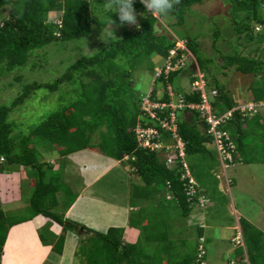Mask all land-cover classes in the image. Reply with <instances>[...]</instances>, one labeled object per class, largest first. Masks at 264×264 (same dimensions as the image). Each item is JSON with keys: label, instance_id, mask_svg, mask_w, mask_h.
Listing matches in <instances>:
<instances>
[{"label": "trees", "instance_id": "16d2710c", "mask_svg": "<svg viewBox=\"0 0 264 264\" xmlns=\"http://www.w3.org/2000/svg\"><path fill=\"white\" fill-rule=\"evenodd\" d=\"M203 1L181 0L168 14L172 21L165 27L145 9L140 0H134L133 7L139 28L135 26L129 29L123 25L119 36H109L101 42L100 49L80 55L51 83H22L21 92L9 103L0 105V157L3 158L0 162V173L17 171L21 181L28 182L32 187L24 215L4 210L0 201V264L8 234L11 232L10 235H13L16 225L37 215L61 226V232L57 236L48 230L49 223L37 228L40 242L50 245L57 253L63 251L66 231L73 230L77 225L76 221L66 218L65 211L77 194L65 183L56 181L60 173L66 174L68 168L71 169L74 164L68 159V155L86 149H95L119 160L129 166V171L138 177L140 183L131 192V200L135 201H130L132 206H137V214H130L128 217V225L138 229V234L131 241V238L124 237L123 227L110 226L105 232H99L85 225H78L89 230L91 234L87 238L78 239L74 264H207L205 251L199 255L200 246L204 249L203 243L207 240L203 226L197 225V235L191 249L183 248L185 242L182 241L180 246L173 245L177 241L174 243L170 236L173 229L167 219H157L153 214L149 220L143 213L145 208L141 201L158 199L157 210L165 211L168 218L171 217L168 216L169 208H172L177 210L179 217L188 220L190 214L194 213L197 197L200 193H207L203 188L207 170L197 168L194 156L199 155L195 156L197 160L200 157L207 160L208 155L214 158L206 146L207 143H212V136L206 131L208 123L197 109L175 110L177 133L185 144V161L195 180L196 194L189 195L187 193L191 184L188 182L189 177L182 178L184 169L181 161L177 160L174 167H168L161 151L138 145L135 132L137 125L152 126L158 120L151 118L142 106L147 92L133 94L128 79L132 70L143 61L150 63L153 73L156 68L154 58L163 60L169 49L175 45L176 38H179L193 53L198 67L204 72L206 90H217L212 102L216 111L220 113L238 104L225 85L213 76L210 69L213 58L206 56L200 49L199 34H203L204 28L211 32L205 34L213 43L220 38L226 40L228 36H222L221 27L214 19L212 26L206 27L212 20L207 16H203V23L198 25L199 31H191L186 24L189 15L187 13L191 11V7ZM225 1L230 5L228 17L225 18L228 26L225 28L232 30L231 36L235 35L237 40L253 41L254 45L246 54L238 47L229 52H220V66L233 67L254 77L246 95L249 101L257 105L256 113L250 114L251 116L235 109L232 117L221 128L229 132L230 139L235 144L232 162L250 163L254 158L243 155V149L248 144L246 135L253 132L256 133V138H261L264 134V122L261 123L257 111L259 105H264V0ZM96 2L99 7L92 6L89 0H0V7L9 6L7 14L0 18V74L6 75L14 70L20 72L30 57L50 42L85 38L95 27L105 28L110 17L119 22L115 13L105 10L106 0ZM50 12L56 13L52 19ZM158 22L164 27L163 33L156 27ZM170 29L175 33L174 36L170 34ZM175 60L176 57L173 58ZM119 64L123 67L120 68ZM34 66L32 63L31 67ZM179 76L180 71L170 72L165 79L163 75L157 77L154 83L157 87H153L151 98L170 102L166 89L170 84L175 95L182 94L188 102H199L198 92H183L179 83L177 84ZM21 77L18 74L15 78L20 81ZM63 82L75 84L73 89L75 88L77 97L61 104L27 132L18 129L16 121L10 115L13 107L21 105L40 85L52 91ZM160 86L163 96L157 97ZM186 111H189V115L182 116L183 113H188ZM169 112L170 108L165 107L158 112V116L168 117ZM157 128L164 140L167 137L163 142L172 143L169 139H174L170 132L161 127ZM94 136L97 141H93ZM41 141H50L49 145L55 149L56 157L53 160L51 157H44V151L38 147ZM262 148L264 149V144ZM125 155L128 159L124 160ZM66 161L69 163L66 164ZM75 168L78 172V165ZM210 168L211 166L208 167ZM58 192H65L60 193L62 199H58ZM239 227L240 241H237L233 251V264H264V231L244 217L239 218ZM46 233L55 236V242L49 240ZM142 240L152 243L155 248L143 250L140 245Z\"/></svg>", "mask_w": 264, "mask_h": 264}, {"label": "rangeland", "instance_id": "374dc122", "mask_svg": "<svg viewBox=\"0 0 264 264\" xmlns=\"http://www.w3.org/2000/svg\"><path fill=\"white\" fill-rule=\"evenodd\" d=\"M89 1L92 6L99 7L96 0ZM229 7V3L225 0H204L202 3L191 7V11L187 13L189 15L186 19V24L189 25L191 31H199V28H197L198 25L203 23V16H207L212 20L206 24V27L212 26L211 23H213V19L220 25L222 36H228V39L224 40V38H220L213 43V40L205 34L211 32L204 28L203 34H199V41L201 42L200 49L206 56L213 58L210 64L213 76L225 85V88L228 89L235 101L237 103L244 101L248 102L246 95L247 89L254 77L250 74H243L233 67L222 68L220 66L221 59L218 56L220 52H229L232 51L234 47H238L242 53L246 54L254 45L253 41L237 40L235 35L231 36L232 30L225 28L228 26L225 18L228 17ZM8 9V5L0 7V18L7 14ZM49 14L50 19L54 18L56 15L55 12H50ZM157 18L165 27L172 21L170 15ZM159 22L156 23V27L159 29L158 31L160 33H163L164 27L160 25ZM125 25L129 29L135 27L134 25ZM121 28L122 27H119L115 30V36L121 34ZM104 29L105 28L97 29L95 27L90 35L79 40L76 39L75 41L58 40L50 42L41 50H37L38 53L30 57L27 65L20 72L14 70L6 75L0 74V105L9 103L10 100L19 94L21 92L22 83L34 81L39 83H51L80 55L93 53L100 49L101 42L109 37ZM200 29L202 31V28ZM171 30L172 29L169 31ZM223 30L226 31L224 32ZM170 34L174 36L175 33L171 31ZM154 59L156 61V67H160L163 60ZM32 63L35 64L34 67H31ZM119 67L122 68L123 66L119 64ZM18 74L22 75L20 81H17L15 78L18 77ZM185 76L187 75L185 74ZM128 79L129 84L132 86V93L136 95H141L146 92L152 94L153 87H157V85L152 83L154 72L152 73L150 63L147 61L138 64L135 69L132 70L131 77L129 76ZM178 83L184 90L190 87L189 81L185 77L180 78L179 76L177 79V84ZM73 86H75L74 83L63 82L56 90L52 91L44 85H40V87L36 88L26 97L21 105H16L10 111L11 118L16 121L18 129L27 132L31 127L49 116V114L55 111L61 104L75 99L77 96ZM156 96H163V89L161 86ZM257 111L260 121L263 123L264 105H259ZM253 113H256V111ZM188 115L189 113H183L182 116L187 117ZM255 134L256 133L253 134V132H251L249 135H246L248 144L245 149H243L244 153L242 152L244 156L254 158L250 163L236 161L227 163L228 165H226L225 168L222 167L211 142L207 143L206 146L214 158L208 155L207 160L201 157L197 160L195 156L198 157L199 155L194 156V162L197 168L207 170V173L209 171V174L207 175L206 173V176H204L206 180L203 187L204 190H207V193L204 194L207 200V206L202 207L201 212L195 210L194 213L190 214L188 220L185 221L182 217H179L177 215V210L172 208H169L168 216L171 217L168 218L165 211L157 210V206H159L158 199L141 201L142 206L145 208L143 209V213L148 216L149 220L153 217V214L157 219L164 218L165 221L167 219V223H169V225H171L170 227L173 229L171 230L170 236L175 241L174 243L177 241V244L173 245L180 246L182 242H185V247L183 248L188 250L191 249L197 235V225L203 226L204 237H207V240L203 243L207 264H233V251L238 244L237 241H240L238 238L236 239L237 234V237L240 238L239 218L244 217L248 219L256 227L264 231V149L262 148L264 144V134L261 138H256ZM93 141H97L96 136L93 137ZM49 144L50 141H41L38 147L44 151L43 155L45 158L51 157L50 159L53 160L54 157H56L54 154L55 149ZM95 151L99 152L97 150ZM67 163H69V161H66V164ZM74 166L77 167V165L73 164L71 169L68 168L66 174H64V172L60 173L56 181L57 183H65V185L69 186L71 191L75 190L77 185L80 186L78 172ZM124 166L125 165L122 163V166L114 169L112 173H109L98 183L99 187L97 189L94 188L91 190V192L97 196L95 197L96 201L87 207L82 217H77L72 213L68 219L72 221L78 220V223H83L86 227L99 232H105L111 225L115 224V222L119 220V214L121 212L118 205H120L122 201L123 206H127L128 202L134 200H131L132 188L134 190V187L137 186L136 184H138V182L140 183L138 177L130 172L131 168L127 166V168L124 169ZM209 166H211V170L208 169ZM80 179L84 182L81 175ZM31 192L32 187L28 185V182L25 183L21 181L20 173L17 171L0 173V201L3 204L4 210L17 215L26 214V206ZM60 193H57L58 199L63 198ZM86 194L90 195V191H86ZM98 200L99 205L97 202ZM132 204L133 203L130 202L129 205ZM94 205L98 206L92 207ZM115 206L117 208L116 211L114 210ZM133 212L137 214V208ZM174 217L176 219H174ZM162 222L164 221L162 220ZM177 224H179L178 227L176 226ZM14 232L12 234H14ZM54 234L55 236L58 235L56 233ZM14 235H11L9 238V245H12ZM55 236L53 237L54 242L56 240ZM82 237L86 238L85 236ZM19 238L20 236L16 238L13 245H17ZM41 244L43 246L46 245L43 243ZM140 245L143 250L155 248H153L152 243L145 242L144 240L141 241ZM31 246L38 250V248H35L38 247L37 244L31 243ZM39 250H43V248L39 247ZM151 252L153 251L151 250ZM80 264H82V262H80Z\"/></svg>", "mask_w": 264, "mask_h": 264}, {"label": "built area", "instance_id": "2783aa9c", "mask_svg": "<svg viewBox=\"0 0 264 264\" xmlns=\"http://www.w3.org/2000/svg\"><path fill=\"white\" fill-rule=\"evenodd\" d=\"M179 54V56H177ZM188 51L183 40L176 38L175 45L169 49L168 55L164 58L163 63L160 67H156L154 71V78L160 76V74H167L171 70H175L183 66V60L186 56H189ZM176 60L173 61V58ZM197 78L194 80L193 85L199 91L200 101L199 102H185L183 96L179 95L176 101L171 100L170 102H159L149 98V95L145 96L142 101V106L145 111L150 115L151 118L158 120L152 125L147 127H141L139 124L135 128L137 142L140 146L148 148L149 150L161 151L165 164L168 167H174L177 160L181 161L184 172L182 178L189 177V183L191 184L188 189L189 195L196 194L194 188L195 180L190 174V171L185 161V144L181 137L177 133V119L175 110L183 109L185 107L197 109L201 112L204 120L208 123L207 133L212 136V145L215 148L220 165L225 168L227 163L232 162V153L235 149L234 142L230 139L228 131L221 128L222 124L232 117L234 108L226 110L223 113L217 114L213 107V96L216 93L215 89L211 91L206 90L205 79L203 73L197 72ZM169 94H173L170 86H167ZM256 103L249 102L245 105H241L239 109L242 114H252L256 111ZM165 107L170 108L168 117H159L158 112ZM157 127L165 129L170 132L171 137L174 140L169 139L172 143H164L161 132ZM196 205L198 207H206V199L203 194L197 197ZM204 253V249L200 246L199 255Z\"/></svg>", "mask_w": 264, "mask_h": 264}, {"label": "crops", "instance_id": "0c3cea01", "mask_svg": "<svg viewBox=\"0 0 264 264\" xmlns=\"http://www.w3.org/2000/svg\"><path fill=\"white\" fill-rule=\"evenodd\" d=\"M68 157L72 163L78 165L80 186L77 185L75 190H73V192H75L77 195L75 200L66 209L65 216L66 218H69L70 215L74 213L75 216L82 217L87 207L96 201L95 197L97 196L93 194L91 190L94 188L97 189L99 187L98 183L109 173H112L114 169L122 166V163L117 159L111 158L101 152H96L95 150L91 149L73 152L68 155ZM123 168L125 169L127 166H124ZM80 175L83 177L84 182L80 179ZM86 191H90V195L86 194ZM97 202L99 205V200ZM129 204L130 202H128L127 206H123V202L121 201V204L118 205V208L121 210L119 214V220L111 226L123 227L124 237L129 239L131 238V241H134L137 237L138 229L128 225V217L130 214L131 216L135 215L133 211L137 208V206H132ZM98 205H94L92 207ZM114 210H117L116 206L114 207ZM74 219L77 220L76 218ZM46 223H49L48 230L50 232L52 231L53 233L60 234L61 226L57 222H54L50 219L47 220V218L41 215H37L30 220L16 225L14 227L16 230L13 228L15 230V235L13 234L14 239H12V245H9L8 243L9 238L11 237V232L8 234L4 245L1 264H42L44 262H49L52 264H74V250L76 249L78 241V236L75 231H66L63 251L61 253H57L51 250L50 245L43 246L40 243L37 234V228H40ZM77 224L83 225V223L78 222ZM237 235L236 239L239 238ZM18 236H20V238L17 241V245H13ZM46 236H49V240H53L51 234L46 233ZM31 243L37 244L38 247L35 248H38V250L34 249V247L31 246ZM39 247L43 248V250H39Z\"/></svg>", "mask_w": 264, "mask_h": 264}, {"label": "clouds", "instance_id": "9594fccd", "mask_svg": "<svg viewBox=\"0 0 264 264\" xmlns=\"http://www.w3.org/2000/svg\"><path fill=\"white\" fill-rule=\"evenodd\" d=\"M181 2V0H140V3H142L143 5H144V7H145V9L149 12V13H151V15H153V16H155V17H161V16H166V15H168V14H170L172 11H173V9H174V7L176 6V5H178L179 3ZM133 4H134V0H106V2H105V4H104V8H105V10L106 11H108V12H111V13H115L116 15H117V17H118V23H117V21L116 20H113L111 17L109 18V22H108V24H107V26L105 27V29H104V31L108 34V36H110V37H115V35H114V32H115V30L117 29V28H119V27H122L123 25H125V24H127V25H134V26H136L137 28H139L140 26H139V24L137 23V14H136V12H135V10H134V7H133ZM116 38V37H115ZM188 49V51L190 52V55L189 56H186L185 58H184V60H183V66H181V67H179V68H177V69H175V70H171V71H169L167 74H160V75H163V78L165 79V78H167V76H168V74L170 73V72H178V71H180V78L181 77H185V78H187L188 79V81H189V84H190V87H189V89H187V90H184V89H182L181 88V86H180V88L183 90V92H186V93H188V94H190V93H199V91L195 88V86L193 85V82H194V80L197 78V75H196V73L199 71V72H201V73H203V77H204V72L198 67V65H197V63H196V59H195V57H194V55H193V53L190 51V49L189 48H187ZM179 56V55H178ZM164 60V59H163ZM185 74L187 75V76H185ZM159 77V76H158ZM155 80H156V78H154L153 80H152V83L154 84L155 83ZM205 85H206V83H205ZM167 86H170V89H171V91L173 92V94H169V92H168V95H169V97H170V99L171 100H173V101H176L177 100V98H178V96L179 95H181L182 96V94H178V95H175V91H173L172 90V85H170V84H168ZM167 86H166V89H167ZM168 90V89H167ZM216 90V89H215ZM211 91V90H210ZM209 92V91H208ZM217 94V90H216V93H215V95ZM147 95H149V98L150 99H152L151 98V93L150 92H148L147 93ZM146 95V96H147ZM215 95L213 96V101H214V99H215ZM157 97H159V96H157ZM183 99H184V97H183ZM152 100H154V101H158V100H155V99H152ZM170 100V101H171ZM184 101H185V99H184ZM200 101V100H199ZM160 102V101H159ZM185 102H187L188 103V101H185ZM248 102H251V101H249L248 100ZM248 102H246V101H244V102H241V103H238V104H236L235 106H233V107H231V108H229V109H226V110H230V109H232V108H234V110H233V113H234V111H235V109H239V107L241 106V105H245V104H247ZM245 103V104H244ZM213 107H214V105H213ZM185 108H187V107H185ZM184 109V108H183ZM188 109V108H187ZM179 110H181V109H179ZM189 111H191L192 110V108H189L188 109ZM214 110H215V112L217 113V114H220V113H223V112H225V111H223V112H217L216 111V109H215V107H214ZM240 110V109H239ZM189 111H186V112H188L189 113ZM241 111V110H240ZM241 113H242V111H241ZM252 114H254V113H252ZM245 115H250V114H245ZM178 129V128H177ZM139 145V144H138ZM140 146V145H139ZM125 159H128V156L127 155H125L124 156V160ZM3 161V158L2 157H0V162H2ZM3 173V172H2ZM200 194H203V193H200ZM204 195V194H203ZM207 201V200H206ZM196 202H197V200H196ZM195 202V203H196ZM196 205V204H195ZM207 206V205H206ZM195 210L197 211V212H201V210H202V207H198L197 205H196V207H195ZM194 210V211H195ZM53 221V220H52ZM55 222V221H54ZM78 228H80V227H82V226H78V224L76 225ZM75 227V226H74ZM83 228V227H82ZM74 231H75V233L77 234V236H78V239L80 238V237H82V235H80L79 233H78V231L77 230H75V229H73ZM83 230H85V231H87L88 233H89V235L88 236H90V234H91V232L89 231V230H87V229H84L83 228ZM88 236H85L86 238L88 237ZM77 243H78V241H77Z\"/></svg>", "mask_w": 264, "mask_h": 264}, {"label": "water", "instance_id": "95a60500", "mask_svg": "<svg viewBox=\"0 0 264 264\" xmlns=\"http://www.w3.org/2000/svg\"><path fill=\"white\" fill-rule=\"evenodd\" d=\"M74 229L77 230L78 233L82 236H88L89 235V233L87 231L83 230L82 227L78 228L77 226H75Z\"/></svg>", "mask_w": 264, "mask_h": 264}]
</instances>
